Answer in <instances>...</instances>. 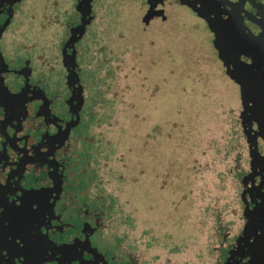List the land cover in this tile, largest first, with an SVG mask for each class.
Returning <instances> with one entry per match:
<instances>
[{"label":"flooded vegetation","instance_id":"af4514ba","mask_svg":"<svg viewBox=\"0 0 264 264\" xmlns=\"http://www.w3.org/2000/svg\"><path fill=\"white\" fill-rule=\"evenodd\" d=\"M0 264H264V0H0Z\"/></svg>","mask_w":264,"mask_h":264},{"label":"trees","instance_id":"16d2710c","mask_svg":"<svg viewBox=\"0 0 264 264\" xmlns=\"http://www.w3.org/2000/svg\"><path fill=\"white\" fill-rule=\"evenodd\" d=\"M198 49L200 51H202V49L208 50L207 44L204 42V46H199ZM205 55L210 58L208 53H205ZM199 56H202L201 53L199 54ZM199 58H201V57H199ZM190 60H191V58H188V61H189L188 69L184 68V71H183V82L188 84L187 86H184V90H186L188 92V97H191V92L196 91L198 98L200 100L199 108H200V110L205 109V108H207V104L206 103L202 104V102L207 101V97H210V95L208 93L211 90L213 93V97L215 99H222V95H224L225 90L222 87L218 86L217 78H220V80H221L223 78V76H222V73L218 70L217 65H215L213 73H210L208 71V67L204 66V68H202V65H199L198 74H195V73H193V70H192L193 63ZM185 65L186 64L184 62V66ZM211 76L214 77V88L213 89H211V87L209 86V80H210ZM195 87L197 88L196 90H194ZM201 99H204V100H201ZM200 112H202V111H200Z\"/></svg>","mask_w":264,"mask_h":264},{"label":"rangeland","instance_id":"374dc122","mask_svg":"<svg viewBox=\"0 0 264 264\" xmlns=\"http://www.w3.org/2000/svg\"><path fill=\"white\" fill-rule=\"evenodd\" d=\"M202 27L203 26H200V28H199V32H202L203 30H202ZM202 30V31H201ZM203 33L205 34V32L203 31ZM194 37H196V35L194 36ZM193 37V38H194ZM193 38H189L187 41H185L183 44H184V47H183V49L184 50H188V51H192V55L193 56H196V61L195 62H192V63H194V65L197 67V73L196 74H198V70H199V65H202V68H204V66L205 67H208L209 68V62H210V58L208 57V56H206L205 55V53H207L206 51L207 50H204V49H202V51H200L199 49H198V47L199 46H204V40H203V37L201 36V33H199L198 34V37L197 38H195L194 40H193ZM128 42L129 43H132L133 42V39H130V40H128ZM201 53V55L202 56H199V54ZM199 57H201V58H199ZM191 58V57H190ZM192 60V59H191ZM207 64V65H206ZM211 78H212V76H211ZM214 78V77H213ZM220 78H217V84H218V86L220 87L221 85L220 84H222L223 83V78L220 80ZM173 81H174V79H173ZM184 83V82H183ZM185 84V86H187L188 84L187 83H184ZM225 84V83H224ZM226 85H227V82H226ZM224 89V88H223ZM225 90V89H224ZM182 91H184V89H182ZM209 95H210V97H212L211 96V91L208 93ZM210 97H207V98H210ZM201 100H204V99H201ZM199 102H200V100H199ZM202 104H205V101H203L202 102ZM217 104V102L215 103V105ZM217 106V105H216ZM167 107V106H166ZM200 109V108H199ZM172 110L173 109H171L170 110V113H172ZM167 114H168V110H167ZM166 114V115H167ZM162 116V115H161Z\"/></svg>","mask_w":264,"mask_h":264},{"label":"water","instance_id":"95a60500","mask_svg":"<svg viewBox=\"0 0 264 264\" xmlns=\"http://www.w3.org/2000/svg\"><path fill=\"white\" fill-rule=\"evenodd\" d=\"M219 56H220V59H222L221 55H219Z\"/></svg>","mask_w":264,"mask_h":264}]
</instances>
